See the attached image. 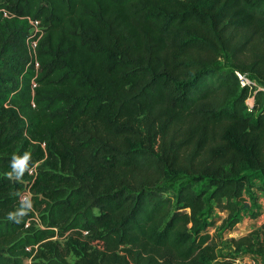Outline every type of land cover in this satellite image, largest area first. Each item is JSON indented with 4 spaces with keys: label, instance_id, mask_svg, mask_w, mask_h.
Segmentation results:
<instances>
[{
    "label": "trees",
    "instance_id": "1",
    "mask_svg": "<svg viewBox=\"0 0 264 264\" xmlns=\"http://www.w3.org/2000/svg\"><path fill=\"white\" fill-rule=\"evenodd\" d=\"M235 71L264 87V0H0V264L216 261L264 180V91ZM253 235L230 240L264 264Z\"/></svg>",
    "mask_w": 264,
    "mask_h": 264
},
{
    "label": "rangeland",
    "instance_id": "2",
    "mask_svg": "<svg viewBox=\"0 0 264 264\" xmlns=\"http://www.w3.org/2000/svg\"><path fill=\"white\" fill-rule=\"evenodd\" d=\"M229 58L225 53H221L220 58L217 61V65L225 69L229 65ZM250 176V183L252 184V187H248L245 190V197L246 200L242 201L238 205L237 215L239 217V225L236 224V226L232 229L233 233H231V230L229 232L220 231L222 232V235L225 236V239L222 238L218 240V257H224L226 255H232L235 253L233 243L231 242V238L237 239L243 236H246L250 233H253L254 243L260 242L264 245V180L263 178L258 175L257 172L249 171L248 172ZM179 183V179L176 181L175 186ZM252 191V193L250 192ZM208 216L211 218H217L216 223L213 227L210 228V232L215 234V231L217 227H220L223 224V219L226 217L227 213L226 211H220L217 207H215V204L213 201H210V204L208 206ZM219 230V229H218ZM217 230V232H218ZM217 236V235H216ZM239 253H246L248 255L255 254L257 255L261 262L262 257L260 254H256L255 252L246 251L245 248L241 249ZM69 259H73V256H70ZM212 264H222L219 259L214 261ZM263 264V262H262Z\"/></svg>",
    "mask_w": 264,
    "mask_h": 264
},
{
    "label": "built area",
    "instance_id": "3",
    "mask_svg": "<svg viewBox=\"0 0 264 264\" xmlns=\"http://www.w3.org/2000/svg\"><path fill=\"white\" fill-rule=\"evenodd\" d=\"M28 22L30 24V28L27 37V46L30 52H34L37 39L42 34V27L40 25L39 20L37 19L28 18ZM234 73L239 79V82L242 86L248 85L252 90L259 89L264 91V87L260 85L255 79L250 78V76L247 73L239 72V71H235ZM252 102H253L252 97L247 98L246 104L248 108L252 106ZM225 231L229 232V230H225ZM222 238L225 239V236L221 234V239ZM217 259H219L222 264H262L260 258L257 255L255 254L248 255L246 253H239V252L233 253L230 256L226 255L223 258L217 257Z\"/></svg>",
    "mask_w": 264,
    "mask_h": 264
},
{
    "label": "clouds",
    "instance_id": "4",
    "mask_svg": "<svg viewBox=\"0 0 264 264\" xmlns=\"http://www.w3.org/2000/svg\"><path fill=\"white\" fill-rule=\"evenodd\" d=\"M31 160V151L25 150L22 153H12L9 161L10 169L5 173V175L9 179H14L17 182H20L25 172L32 174L35 171V166L30 163ZM32 207L33 200L31 198V194H25L20 198L19 206L6 213L7 219L15 223H20L21 219L32 209Z\"/></svg>",
    "mask_w": 264,
    "mask_h": 264
},
{
    "label": "crops",
    "instance_id": "5",
    "mask_svg": "<svg viewBox=\"0 0 264 264\" xmlns=\"http://www.w3.org/2000/svg\"><path fill=\"white\" fill-rule=\"evenodd\" d=\"M237 225H239V222H237ZM235 226H236V225H235ZM235 226H234V227H235ZM234 227H233V228H234ZM233 228H232V229H233ZM232 229H231V233H233Z\"/></svg>",
    "mask_w": 264,
    "mask_h": 264
}]
</instances>
